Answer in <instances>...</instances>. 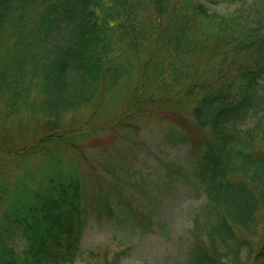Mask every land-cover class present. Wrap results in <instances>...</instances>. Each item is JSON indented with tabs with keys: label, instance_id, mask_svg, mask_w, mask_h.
<instances>
[{
	"label": "trees",
	"instance_id": "1",
	"mask_svg": "<svg viewBox=\"0 0 264 264\" xmlns=\"http://www.w3.org/2000/svg\"><path fill=\"white\" fill-rule=\"evenodd\" d=\"M207 1L0 0V264L73 263L90 200L70 152H83L89 133L131 130L151 104L177 110L193 97L206 198L187 264H264V15L254 6L226 16ZM143 8L153 12L150 30ZM206 46L223 62L217 77L187 87L192 75L179 62ZM137 75L121 116L97 124L107 97ZM146 84L164 98L145 97ZM87 107L86 120L68 119ZM31 156L38 162L24 168ZM94 204L114 208L102 196Z\"/></svg>",
	"mask_w": 264,
	"mask_h": 264
},
{
	"label": "rangeland",
	"instance_id": "2",
	"mask_svg": "<svg viewBox=\"0 0 264 264\" xmlns=\"http://www.w3.org/2000/svg\"><path fill=\"white\" fill-rule=\"evenodd\" d=\"M206 4L211 11L226 16L239 15L245 8L253 10L254 6L264 15V0H209ZM152 14L145 8L141 11V26L146 30H150ZM131 37L128 35L122 44L125 49L129 48ZM145 47L142 45L140 50ZM207 47L203 53L179 62L182 70L192 75L187 87L217 77L223 62L220 56L212 59L213 47ZM136 50L134 47L125 53L127 62L135 61L129 53ZM244 56V53L238 56V64ZM140 57L143 60L145 56ZM233 57L235 54L223 65L226 74L235 67ZM132 81L122 86L125 89L119 85L107 97L97 124L121 116L134 88L142 82L140 75ZM145 86V97L150 99L153 93L156 101L164 98L163 93H155V85ZM195 102L194 97L186 100L177 110L169 107L170 103L157 102L147 107L146 116L129 125L131 130L116 128L89 133L79 140L83 152L70 153L73 164H78L80 174L86 179L90 203L79 254L71 264H187L204 219L200 211L206 198L196 174L195 164L203 152L205 131L192 115ZM77 113L70 114L68 119L86 120L92 107ZM38 160L29 157L24 168L34 167ZM104 163L111 165L107 168ZM9 165V169H14L15 163ZM117 193L121 195L122 205L116 200ZM99 196L114 208L97 212L94 201ZM240 235L244 237L245 233Z\"/></svg>",
	"mask_w": 264,
	"mask_h": 264
}]
</instances>
